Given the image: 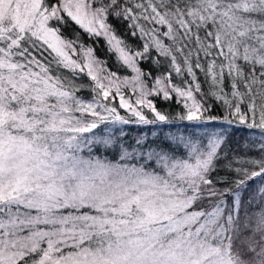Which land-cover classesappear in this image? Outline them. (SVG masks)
Here are the masks:
<instances>
[{
	"label": "snow or ice",
	"instance_id": "6c2138e0",
	"mask_svg": "<svg viewBox=\"0 0 264 264\" xmlns=\"http://www.w3.org/2000/svg\"><path fill=\"white\" fill-rule=\"evenodd\" d=\"M0 264H264V0H0Z\"/></svg>",
	"mask_w": 264,
	"mask_h": 264
},
{
	"label": "trees",
	"instance_id": "16d2710c",
	"mask_svg": "<svg viewBox=\"0 0 264 264\" xmlns=\"http://www.w3.org/2000/svg\"><path fill=\"white\" fill-rule=\"evenodd\" d=\"M110 23L113 25L116 31V34L120 36L121 38H123L126 41V43H128L132 48L142 47L141 41L138 38L132 37L130 35L127 29L126 23H121L115 19H111ZM62 33L65 36V38H69L73 40L77 39V33H78L79 34L78 43H82L85 47H89V46L93 47L94 54L98 58L106 61L108 66L112 70L119 71L121 75L128 74L127 71L119 68V64L117 62L115 54L109 52L108 45L102 37L99 39L90 38L87 33H85L82 29H79V27L76 26L74 23H70L68 26L63 27ZM142 66H146V65H142ZM197 75H198L203 91L207 93L209 90V84L205 82V78L203 74L198 72ZM173 76H175V74H173ZM175 82L180 83L181 81L179 78H176ZM81 95L84 96L85 99H90L89 93H81ZM153 99L156 101L157 107L162 111L167 110L168 112L174 115L177 111L180 110V105L176 103L175 99L167 103L157 98H153ZM206 101L208 104H215V101L211 97H207ZM217 110L220 112L223 111V109L219 108L218 105H217ZM129 127H132L133 133H134L135 127L134 126H129ZM225 151L230 158H233L234 156L245 155L243 142L238 140L237 137L235 136H233L231 140L229 141V143L225 145ZM224 163L226 162L221 163L220 165L221 168L224 167ZM220 177L231 179V177L227 175L226 170H223L219 173V177L217 178H220Z\"/></svg>",
	"mask_w": 264,
	"mask_h": 264
},
{
	"label": "rangeland",
	"instance_id": "374dc122",
	"mask_svg": "<svg viewBox=\"0 0 264 264\" xmlns=\"http://www.w3.org/2000/svg\"><path fill=\"white\" fill-rule=\"evenodd\" d=\"M115 56H116V55H115ZM127 72H128V74H130V71H127ZM121 114H124V113H123V110H121Z\"/></svg>",
	"mask_w": 264,
	"mask_h": 264
}]
</instances>
